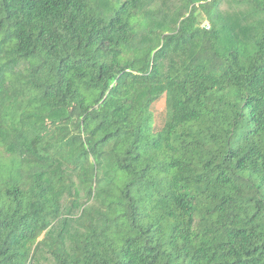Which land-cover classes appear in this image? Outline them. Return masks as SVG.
Listing matches in <instances>:
<instances>
[{
	"label": "trees",
	"instance_id": "trees-1",
	"mask_svg": "<svg viewBox=\"0 0 264 264\" xmlns=\"http://www.w3.org/2000/svg\"><path fill=\"white\" fill-rule=\"evenodd\" d=\"M0 264H264V0H0Z\"/></svg>",
	"mask_w": 264,
	"mask_h": 264
},
{
	"label": "rangeland",
	"instance_id": "rangeland-1",
	"mask_svg": "<svg viewBox=\"0 0 264 264\" xmlns=\"http://www.w3.org/2000/svg\"><path fill=\"white\" fill-rule=\"evenodd\" d=\"M159 4H160V2H159ZM206 22H208V21H205L204 24ZM153 110L155 113L156 125L161 126L164 122V119H165L166 113H167V105H166L165 97H162L160 100H158L155 103Z\"/></svg>",
	"mask_w": 264,
	"mask_h": 264
},
{
	"label": "built area",
	"instance_id": "built-area-1",
	"mask_svg": "<svg viewBox=\"0 0 264 264\" xmlns=\"http://www.w3.org/2000/svg\"><path fill=\"white\" fill-rule=\"evenodd\" d=\"M203 26L206 27L207 29H210V27H211L209 22H206Z\"/></svg>",
	"mask_w": 264,
	"mask_h": 264
}]
</instances>
